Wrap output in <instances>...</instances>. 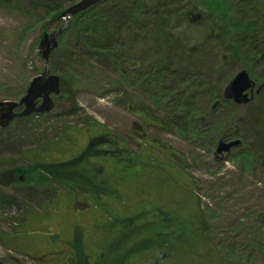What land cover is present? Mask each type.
<instances>
[{
	"label": "rangeland",
	"instance_id": "374dc122",
	"mask_svg": "<svg viewBox=\"0 0 264 264\" xmlns=\"http://www.w3.org/2000/svg\"><path fill=\"white\" fill-rule=\"evenodd\" d=\"M136 1L145 9L131 22ZM236 1L263 51L251 64L247 45L236 57L232 35L204 16L190 22L200 0L103 1L100 11L120 14L105 44L114 55L88 50L69 21L48 61L60 79L52 110L0 129V264H63L69 252L83 264L106 234L108 264L165 241L169 261L140 263L200 251L207 264H264V0ZM33 3L0 0V102L20 101L44 68L42 34L63 25ZM242 70L254 88L238 105L225 92ZM220 140L240 144L219 158Z\"/></svg>",
	"mask_w": 264,
	"mask_h": 264
},
{
	"label": "trees",
	"instance_id": "16d2710c",
	"mask_svg": "<svg viewBox=\"0 0 264 264\" xmlns=\"http://www.w3.org/2000/svg\"><path fill=\"white\" fill-rule=\"evenodd\" d=\"M55 1L56 0H33V8L37 9L42 7L43 9H45L48 12L46 13L49 17V23L51 24L59 21L61 13L67 8L57 7ZM238 5L236 0H200V7L201 10H203V15L194 14L190 12H187L186 15L191 23L203 19L204 16L206 20L209 21L214 33L220 37L223 36V38L226 37L227 40H230V37L232 35L234 39H231L230 46L231 50H234V56L236 57H238V55L242 53L241 47L244 48V45H247L246 52L248 55L246 54L243 59L245 62H249L251 64L252 62H254L255 59L254 56L251 55L253 54V52L256 53L258 49L257 46L254 49H251L253 48V46H255L254 44L257 35V27L255 26V24L246 21V19H241V21L238 19ZM128 7H131V9L127 10L126 14L129 16L128 20L131 22L133 20H138V16L141 14L140 12L145 9L143 3L139 1L128 5ZM119 15L120 14L118 11H115L114 13L111 12L109 14H105L100 11L99 6H94L88 9L87 11L78 14L70 22L72 23L71 26L73 28V33L79 38H77L78 40H81L85 44L88 50L94 53L97 52L98 54L102 52L107 53V55H114V52L109 48V46L106 47L105 44L107 39L109 38V23L119 18ZM258 50V52H263L262 50H260V48ZM248 52H250V55ZM132 110L130 112H132ZM129 161H131V159ZM40 173L42 175V172ZM1 202L2 201L0 200V203ZM177 230L178 231H175L176 233L174 232L172 237L175 238L174 240L179 242L181 238H178V235H180L179 233L181 231L180 229ZM184 245L189 250L193 246L192 243L190 244V246L186 244ZM160 247L161 249H158L157 252L150 251L147 253L156 255H159V253H161L160 255H162V258L164 259H167V257H171V243L167 241L162 242ZM194 248H196L195 245ZM191 256H193V262L180 258L183 261L181 264H187L188 262H190L191 264H195L197 262L196 260L198 259V257L199 259L203 260V262H200L201 264H207L208 262L207 259H204L202 257L200 251L192 252ZM174 260L175 258L173 257L169 263L174 264ZM167 261L169 260L167 259Z\"/></svg>",
	"mask_w": 264,
	"mask_h": 264
},
{
	"label": "water",
	"instance_id": "95a60500",
	"mask_svg": "<svg viewBox=\"0 0 264 264\" xmlns=\"http://www.w3.org/2000/svg\"><path fill=\"white\" fill-rule=\"evenodd\" d=\"M103 1L105 0H80L70 5L60 15L63 25L57 30L42 35L38 49L40 57L44 61V68L40 75L31 80L24 96L18 103L0 102L1 129L8 127L17 118H25L33 114H44L52 110L53 101L51 96H57L59 94L60 79L58 76L50 73L48 61L50 55L58 46L57 39L65 32L72 18L94 6H98ZM253 88V81L249 78L247 72L242 70L231 80L226 89L225 98L232 100L238 105L246 104L251 100ZM19 107H22V110L15 112ZM239 144L240 142L238 140L232 142L220 140L215 153L219 158H222Z\"/></svg>",
	"mask_w": 264,
	"mask_h": 264
},
{
	"label": "flooded vegetation",
	"instance_id": "af4514ba",
	"mask_svg": "<svg viewBox=\"0 0 264 264\" xmlns=\"http://www.w3.org/2000/svg\"><path fill=\"white\" fill-rule=\"evenodd\" d=\"M22 178H20V180H21ZM98 225H99V223H97L96 221H95V223L92 225V227L94 228H96L97 229V227H98ZM99 229V228H98ZM108 235L109 234H106V238L107 239H105V241H103V244H101L100 243V245L98 246V248H97V251H96V255L94 254H92V255H89V253H87L88 254V256H86L85 257V261H86V263L87 264H106V262H107V264L109 263V261L111 260L110 259V256H106L107 254H106V252L104 251V249H106V250H108V248H109V245H110V239L108 240ZM89 241V240H88ZM87 241V242H88ZM92 244V243H91ZM93 246V245H92ZM91 249H92V247H91ZM103 252H105V254L103 253ZM68 254H72V256L74 257V262H72L71 263V260L70 259H66V257L65 256H67ZM65 256H62L61 257V259L63 258L64 259V262H62L63 264H77V254L75 253V252H69V253H66V254H64ZM82 255H84L83 254V251H82ZM137 255H141V254H137ZM143 256V258L145 257V259H146V261H154V262H156L155 261V259L154 258H156V256H160V255H156V254H151V253H145V254H142ZM103 256H105V257H103ZM65 257V258H64ZM84 257V256H83ZM143 258H139V260H137L136 262L135 261H133L132 263H130V264H141L140 262H142L143 261ZM85 261H84V263L83 264H85ZM124 264V263H123Z\"/></svg>",
	"mask_w": 264,
	"mask_h": 264
}]
</instances>
